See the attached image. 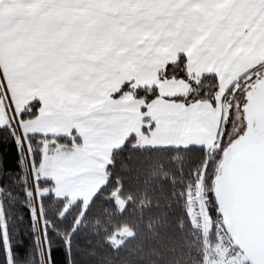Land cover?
<instances>
[{
	"label": "snow or ice",
	"instance_id": "6c2138e0",
	"mask_svg": "<svg viewBox=\"0 0 264 264\" xmlns=\"http://www.w3.org/2000/svg\"><path fill=\"white\" fill-rule=\"evenodd\" d=\"M160 131L226 264H264V0H0V264H60L38 169Z\"/></svg>",
	"mask_w": 264,
	"mask_h": 264
},
{
	"label": "trees",
	"instance_id": "16d2710c",
	"mask_svg": "<svg viewBox=\"0 0 264 264\" xmlns=\"http://www.w3.org/2000/svg\"><path fill=\"white\" fill-rule=\"evenodd\" d=\"M188 160L182 149L142 146L132 136L111 151L106 182L84 210L81 200L65 208L67 199L56 197L54 182L45 177L39 191L47 189L42 203L60 264L66 242L67 264H201L204 236L188 206ZM116 199L124 202L122 209ZM123 227L132 234L115 246L111 237Z\"/></svg>",
	"mask_w": 264,
	"mask_h": 264
},
{
	"label": "rangeland",
	"instance_id": "374dc122",
	"mask_svg": "<svg viewBox=\"0 0 264 264\" xmlns=\"http://www.w3.org/2000/svg\"><path fill=\"white\" fill-rule=\"evenodd\" d=\"M150 139L146 140V144L150 146H173L178 143L171 135L164 131L150 134ZM123 142V141H122ZM121 141L116 140L105 151L102 158L90 162L86 168H75L70 171L59 172L53 171L47 165L43 168L46 173L51 176L54 186L52 192L58 198H66V207H70L76 201L81 200L83 210L89 204L92 196L101 187L100 184L106 180V163L109 162L110 149H115L121 146ZM43 171V172H44ZM72 178L69 179L68 177ZM50 178V177H49ZM100 186V187H99ZM47 192V189L40 190V193ZM119 209H122L124 202L121 199H116ZM132 231L123 227L117 230L111 240L115 246H119L125 238L129 237Z\"/></svg>",
	"mask_w": 264,
	"mask_h": 264
},
{
	"label": "built area",
	"instance_id": "2783aa9c",
	"mask_svg": "<svg viewBox=\"0 0 264 264\" xmlns=\"http://www.w3.org/2000/svg\"><path fill=\"white\" fill-rule=\"evenodd\" d=\"M187 194L192 220L204 236V251L201 264H226L224 258L229 251L228 245L225 244L227 237L225 236L223 239L217 237L216 232L211 228L212 222L208 214L195 203V198L190 195V188Z\"/></svg>",
	"mask_w": 264,
	"mask_h": 264
},
{
	"label": "crops",
	"instance_id": "0c3cea01",
	"mask_svg": "<svg viewBox=\"0 0 264 264\" xmlns=\"http://www.w3.org/2000/svg\"><path fill=\"white\" fill-rule=\"evenodd\" d=\"M137 136V139L139 140V142H140V145H142V146H150V145H147L146 144V140H148V139H150L149 137H150V134H148V133H146V134H138V135H136ZM119 141H121V144H123L124 143V139H123V137H121L120 139H118ZM123 141V142H122ZM113 149H110L109 151H110V153H111V151H112ZM109 158H110V156H109ZM107 164V163H106ZM73 170H75V168H73ZM44 171V169L42 168V169H38V172H39V174L41 175V176H44V177H50L51 178V176L48 174V173H46L45 171ZM105 182H106V180H105ZM104 182V183H105ZM103 183V184H104ZM102 183L100 184V186H102L103 185ZM99 186V187H100Z\"/></svg>",
	"mask_w": 264,
	"mask_h": 264
}]
</instances>
